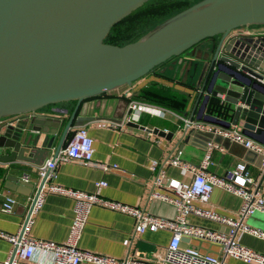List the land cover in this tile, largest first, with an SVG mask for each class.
I'll list each match as a JSON object with an SVG mask.
<instances>
[{
  "label": "water",
  "instance_id": "1",
  "mask_svg": "<svg viewBox=\"0 0 264 264\" xmlns=\"http://www.w3.org/2000/svg\"><path fill=\"white\" fill-rule=\"evenodd\" d=\"M147 1L0 0V118L34 114L26 126L0 121V153L9 151L0 160L43 164L62 120L36 111L75 101L54 149L56 155L72 139L74 124L84 120L79 111L87 99L130 85L214 37L218 40L211 47L212 55L198 76L196 119L223 128L241 126L246 136L264 144V33L238 32L245 26L264 25V0H201L140 39L123 45L104 42L115 24ZM212 100L224 117L205 113ZM128 105L127 98L117 99L108 120L123 124ZM125 125L168 140L175 135L133 121ZM193 131L205 133L208 144L219 143L226 149L242 146L247 151L244 160L257 156L255 166L264 169L262 154L212 132L185 128L176 140L178 148L188 143ZM6 179L15 186L10 189L23 195L34 187L14 175Z\"/></svg>",
  "mask_w": 264,
  "mask_h": 264
},
{
  "label": "crops",
  "instance_id": "2",
  "mask_svg": "<svg viewBox=\"0 0 264 264\" xmlns=\"http://www.w3.org/2000/svg\"><path fill=\"white\" fill-rule=\"evenodd\" d=\"M238 32L258 35L264 33V25L245 26ZM217 40L218 37L204 39L184 53L156 66L132 84L123 85L105 94L87 99L84 102L85 107L80 108L79 111V115H84L85 118L76 122L72 130L78 126L87 128L89 136L93 139V164L84 165L76 161L60 162L56 168L55 182L65 187L97 193L107 199L138 207L154 216L173 218L175 208L171 204L151 197V192L155 189L153 185L155 172L150 169V164L156 160L160 166L163 165L168 176L190 181L192 172L172 166L165 161L175 158L198 167L203 158L209 139L205 133L193 131L188 143L181 148H178L176 140L185 129L181 117L192 116L195 119L197 117L199 107V103L196 105L198 76L205 61L210 59L211 47ZM120 97L160 108L162 112L159 114L142 110L138 123L149 129L155 127L163 129L166 134L170 131L174 132V137L168 140L165 136L151 131L126 126L125 123L118 125L109 121L108 117L113 111V106ZM221 97L223 98V96ZM151 99L169 103L170 106L166 107L163 104L151 102ZM106 101L107 105L104 107ZM74 106L75 101H64L36 111L40 114L59 117L62 120V125L54 137L53 147L49 150L45 161L53 156L64 124ZM53 110H58L60 113H55ZM205 113L218 117L225 116L215 100L208 103ZM32 115L34 114H16L2 117L0 121L2 123L25 124L26 126ZM162 122L168 123L170 126L162 125ZM205 124L209 123L205 122ZM232 127L241 130V126ZM201 132L205 131L201 130ZM70 133L67 138L70 137ZM248 138L257 141L251 137ZM212 145L214 150L209 171L222 176L239 162L246 165L250 163L249 173L264 187V169L255 166L258 162L257 156H250V162H247L244 160L247 151L240 145H230L228 149L219 143L212 142ZM8 153V150H3L0 156ZM102 164L109 165V168L103 169ZM114 164L117 165V168L112 167ZM35 169L36 166L29 163L0 160V231L14 234L25 220L27 207L35 194L38 182ZM23 173H29V182L34 184L29 195H23L10 189L9 186H15L6 179L7 175H14L21 179ZM97 181H105L106 185L98 187L95 185ZM23 189L27 192L30 191L26 188ZM7 201L11 202V209L6 212L1 207ZM73 204L74 201L70 197L46 194L41 209L33 215L30 236L59 243L65 242L73 217ZM241 204L240 196L215 187L209 200L199 203V206L211 209L221 215L236 216ZM189 222L195 226L227 231L226 226L203 217L191 215ZM244 223L264 231V212L257 211L245 219ZM236 237L242 245L264 254V239L244 231H239ZM170 238L171 232L167 230L145 231L134 236L133 219L129 215L93 206L82 232L79 247L118 259L130 256L136 261L149 263L153 253L157 249L165 247ZM183 240L182 247L192 246L201 252L214 254L220 257L221 264H257L224 257L218 245L206 241L189 237H185ZM9 249L10 244L0 238V262L6 259ZM34 258L36 260L41 257L37 254Z\"/></svg>",
  "mask_w": 264,
  "mask_h": 264
},
{
  "label": "built area",
  "instance_id": "3",
  "mask_svg": "<svg viewBox=\"0 0 264 264\" xmlns=\"http://www.w3.org/2000/svg\"><path fill=\"white\" fill-rule=\"evenodd\" d=\"M142 110L159 114L162 110L154 105L129 100L128 108L123 117V123L139 122ZM186 129L202 130L228 138L233 142L244 145L246 148L263 155L264 145L248 138L238 128H223L190 117H181ZM2 122V121H1ZM214 146L208 144L206 152L198 167L188 162H181L175 158L169 159L168 164L181 167L192 172L190 181H183L166 174L163 165L153 160L150 169L155 172L153 185L155 189L151 197L171 204L175 208L173 218L154 216L138 207L110 200L97 193L86 192L57 184L56 168L58 163L76 161L84 165L93 164V139L89 136L85 126H78L74 130L72 139L43 164L36 166L38 190L30 199L25 220L18 231L9 234L0 231V238L10 244L5 260L0 264H221L220 257L201 252L192 246H181L185 237L196 238L218 245L224 257L240 259L244 262L264 264V254L242 245L237 240L239 231H244L258 238L264 239V231L255 229L244 223V220L256 213L264 212V187L249 173L246 164L237 163L228 169L224 175H217L208 170ZM105 170L109 165L102 164ZM117 168V165H112ZM30 174L23 173L21 179L29 181ZM96 186H105V181H97ZM36 187V189H37ZM221 188L242 198L241 207L236 216H225L211 209H204L199 203L209 200L212 190ZM161 189V190H160ZM57 194L73 199V217L69 226L68 237L65 242L59 243L37 239L30 236L33 224V215L42 207L46 194ZM93 206L104 207L129 215L133 219V234L140 235L145 231L167 230L171 238L165 247L157 249L149 263L136 261L133 257L114 258L99 253L81 249L79 241L88 221ZM3 211L11 209V202L2 204ZM191 215L217 221L227 227V231L214 230L202 226H195L189 222ZM39 254L40 259L35 260Z\"/></svg>",
  "mask_w": 264,
  "mask_h": 264
},
{
  "label": "trees",
  "instance_id": "4",
  "mask_svg": "<svg viewBox=\"0 0 264 264\" xmlns=\"http://www.w3.org/2000/svg\"><path fill=\"white\" fill-rule=\"evenodd\" d=\"M186 5L187 1L183 0H148L141 7L132 11L128 16L115 24L105 37L104 42L123 45L135 41L146 34L172 7L181 6L180 8L183 9ZM151 102L163 104L166 107L170 106L169 103L156 99H151ZM161 124L170 126L164 122Z\"/></svg>",
  "mask_w": 264,
  "mask_h": 264
},
{
  "label": "rangeland",
  "instance_id": "5",
  "mask_svg": "<svg viewBox=\"0 0 264 264\" xmlns=\"http://www.w3.org/2000/svg\"><path fill=\"white\" fill-rule=\"evenodd\" d=\"M183 1H187V5L185 8H180L181 6L178 7H172L171 10L169 12H166L162 19L160 21H157L155 23V25L146 33L144 34L142 37L152 33L154 30H156L161 24H163L164 22H166L167 20L173 18L174 16H176L177 14H179L181 11L185 10L186 8L192 6L193 4L200 2L201 0H183ZM140 39V38H139Z\"/></svg>",
  "mask_w": 264,
  "mask_h": 264
}]
</instances>
